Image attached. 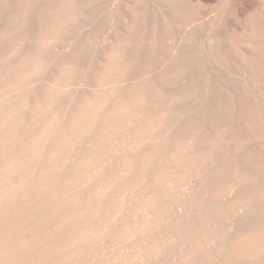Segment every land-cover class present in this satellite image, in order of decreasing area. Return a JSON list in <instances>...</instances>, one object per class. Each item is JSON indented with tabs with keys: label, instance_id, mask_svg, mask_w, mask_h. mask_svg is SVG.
<instances>
[{
	"label": "rangeland",
	"instance_id": "1",
	"mask_svg": "<svg viewBox=\"0 0 264 264\" xmlns=\"http://www.w3.org/2000/svg\"><path fill=\"white\" fill-rule=\"evenodd\" d=\"M140 2L0 0V108L12 105L21 117L16 134L6 140L8 146L5 140L4 144L0 142L1 151L13 141L20 138L24 141L25 126L33 118L32 108L53 84L56 71L65 68L73 74L72 82L62 86L61 94L51 105L55 121L50 132L34 146H38L37 151L34 148L31 151L25 171L29 173L32 169V176L35 175L84 97L96 94L103 98L110 94L111 103L131 97L132 89H138L137 96L142 97L143 105V115L133 117L135 120L113 117L106 132L86 128L84 134L60 148L59 158L48 172L55 178L53 188L40 199L30 196L37 199H30L34 200L33 205L28 200L32 207L29 208L30 203L27 207L34 217L29 220L33 223L25 224L27 221L22 217L27 211L25 205L26 209H21L24 214H18L24 220L23 225L18 219L15 224L19 222L20 226L16 224L15 230L10 226L13 232L17 226L18 230L22 226L25 230L27 225L26 236L22 229L20 235L34 241L15 250L13 257H46V260L52 257L56 264H264V249L253 257L230 254L242 238L254 233L264 235V49L263 53L258 51L260 54L254 50L255 41L247 42L243 32L219 30L222 20L220 25L216 24L219 27L215 25L219 18L206 21L204 30L198 34L185 35L189 39L172 34L169 41L174 38L176 44L173 42L170 48V42L160 38L163 32L157 28L160 21L154 14L155 0ZM137 17L140 25L135 23ZM263 40L264 37L260 41ZM15 43L19 50L13 49ZM164 46L171 50L166 52ZM112 49L118 51V64L124 71L119 79H107L98 86L94 81L106 66ZM29 57L40 60L41 70L21 79L22 84L14 81L20 79L16 77V65L30 60ZM15 82L20 88L12 86ZM108 106H103L102 114ZM148 113L154 115L145 126L155 129L158 124V127L148 139H139L142 130L137 127ZM178 141L184 145L181 156L199 152V157L192 169L167 179L159 208L151 204L153 190L148 179L139 177L138 167L142 165L139 162L144 163V157L152 149L156 151L155 163L167 159ZM16 175V179L11 175L14 177L11 181L17 180L14 183L20 178ZM232 177L235 178L231 180ZM228 183L233 192L226 191ZM234 183L238 185L233 186ZM72 201L76 202L75 210L65 212ZM217 210L226 211L225 216L217 218L213 214ZM9 215L12 219L14 214ZM72 219L78 220L77 225H73ZM18 237L14 239L19 240Z\"/></svg>",
	"mask_w": 264,
	"mask_h": 264
},
{
	"label": "bare ground",
	"instance_id": "2",
	"mask_svg": "<svg viewBox=\"0 0 264 264\" xmlns=\"http://www.w3.org/2000/svg\"><path fill=\"white\" fill-rule=\"evenodd\" d=\"M59 1V0H58ZM69 1V0H68ZM86 1V0H85ZM150 0H148L149 2ZM89 2V0H88ZM143 3H146L147 0H142ZM140 2V3H142ZM154 3V1H152ZM156 2V11H155V16L156 19H158L157 21H160V27L158 26L157 28H160L162 30L163 33H161L160 38L163 39V41H169V38L171 37L172 34H178V35H183V36H187L189 34L192 33H197L199 31L204 30V26L206 23V21L211 22V20H214L215 18H219L218 22L216 21L215 25L218 23V25H220V21L221 24L219 28V30H232L234 31H240L243 32V37L244 38H248L247 42L252 43L253 42V48L254 50L257 49V52L260 50L261 52L264 49V42H261V38L264 37V0H155ZM24 4V3H23ZM155 4V3H154ZM83 5V4H82ZM153 5V4H152ZM151 5V8H154ZM51 6V5H50ZM64 6V5H63ZM43 8V7H42ZM41 8V9H42ZM44 10V9H43ZM154 9H152L153 11ZM151 11V10H150ZM151 11V13H152ZM19 12V11H18ZM149 12V9H148ZM21 13V12H20ZM18 16V15H17ZM140 16V15H139ZM146 16V15H145ZM151 16V15H150ZM148 16V17H150ZM22 17V16H21ZM132 17H136L135 15H133ZM245 17V18H243ZM133 18V19H134ZM142 19V16L140 17ZM145 18V17H144ZM143 18V19H144ZM153 18V17H152ZM139 18L137 17V20L135 19V23H139L140 21L138 20ZM147 19V18H146ZM221 19V20H220ZM65 20V19H64ZM148 20V19H147ZM151 20V17L149 19V21ZM199 20L201 21L199 23ZM148 21V22H149ZM12 22V21H11ZM147 22V21H146ZM155 22V20L153 21ZM134 23V24H135ZM142 23V20H141ZM152 23V21H151ZM59 24V23H58ZM133 24V23H132ZM133 24V26L135 27V25ZM213 24V23H212ZM64 25V24H63ZM62 25V26H63ZM140 25V24H138ZM137 25V26H138ZM148 25V24H147ZM136 26V29H137ZM155 26V25H154ZM217 26V25H216ZM244 27V29H242V27ZM60 27V26H59ZM139 27V26H138ZM146 27V26H145ZM152 27V26H151ZM219 27V26H217ZM116 28V27H115ZM149 28V27H147ZM52 29V28H51ZM57 29V28H56ZM62 29V28H61ZM132 29V26H131ZM9 30V29H8ZM65 30V29H64ZM133 30V29H132ZM131 30V32H132ZM147 30V29H145ZM11 31V30H10ZM58 31V30H57ZM134 31V30H133ZM139 31V30H138ZM148 31V30H147ZM150 31V30H149ZM152 31H154V29H152ZM157 31V30H156ZM210 31V30H209ZM217 31V30H216ZM231 31V32H232ZM136 32V31H135ZM222 32V31H220ZM229 32V31H227ZM134 33V32H133ZM132 33V34H133ZM151 33V32H149ZM154 33V32H153ZM156 32V35L157 36ZM219 33V32H217ZM225 33V32H223ZM136 34V33H135ZM160 34V33H159ZM198 34V33H197ZM222 34V33H219ZM44 35V34H43ZM59 35V34H58ZM127 35V34H125ZM149 35V34H148ZM177 35V36H178ZM218 35V34H217ZM52 36V35H51ZM144 36V34H143ZM146 36V35H145ZM150 36V35H149ZM159 36V35H158ZM185 36L186 39H189ZM192 36V35H191ZM44 37V36H42ZM41 38V36H40ZM48 38V37H47ZM57 38V37H56ZM147 38V36H146ZM153 38V36H152ZM151 38V39H152ZM159 38V39H160ZM180 38V37H178ZM49 39V38H48ZM54 39V38H53ZM138 39V38H137ZM141 39V38H139ZM148 39V38H147ZM150 39V38H149ZM148 39V40H149ZM157 39V38H156ZM176 39V37H175ZM181 40H184V38H180ZM260 39V40H259ZM44 39H41V42ZM59 40V39H57ZM147 40V41H148ZM171 42L170 45L169 43H167L170 48H173V40L174 38H171ZM244 40V39H243ZM256 40H259L258 42ZM136 41V40H135ZM134 41V42H135ZM151 41V40H150ZM153 41V40H152ZM157 41V40H156ZM160 40H158L159 42ZM187 41V40H185ZM213 41V40H212ZM264 41V40H263ZM40 42V41H38ZM45 44V40L43 41ZM139 42V41H138ZM149 42V41H148ZM211 42V41H210ZM165 43V42H164ZM182 44H184L185 42H181ZM209 42H207L206 44H208ZM16 44V43H15ZM39 44V43H38ZM135 44V43H134ZM142 44V41L141 43ZM139 44V45H140ZM145 44H147L145 42ZM144 44V46H145ZM153 44V43H152ZM161 44V43H160ZM174 44H176L174 42ZM180 44V42H179ZM18 44H16V50L18 49ZM37 45V44H36ZM148 45V44H147ZM150 47H151V43H149ZM154 45V44H153ZM158 45V44H157ZM250 45V44H249ZM20 46V44H19ZM38 46V45H37ZM41 46V45H40ZM44 46V45H43ZM209 46V45H207ZM119 47V46H118ZM142 47V46H141ZM146 47V46H145ZM159 47V46H158ZM251 49V45L248 46ZM38 48V47H37ZM36 48V49H37ZM43 48V47H42ZM117 48V47H116ZM165 49L163 50H169L166 49V46H164ZM211 48V47H210ZM12 49V52L15 51ZM35 49V48H34ZM118 51L120 49L117 48ZM137 49V48H136ZM145 49V48H142ZM147 49V48H146ZM149 49V47H148ZM153 48H151L150 50H152ZM41 50V47H40ZM113 51L110 53V55H108L107 57V64L106 66L103 68L102 72L99 74L98 78L95 79L96 81H94V83L96 82V85H101L102 83H104V80L107 79H119V77L121 76V73L124 71L121 67L119 66L118 62V51L112 49ZM133 50H135L133 48ZM138 50V49H137ZM171 50V49H170ZM42 51V50H41ZM40 51V52H41ZM141 51V50H140ZM143 51V50H142ZM155 51V50H153ZM152 51V52H153ZM17 52V51H16ZM34 52H37L38 56L41 57L39 54L38 50H35ZM33 52V53H34ZM167 52V51H166ZM165 52V53H166ZM147 53V50L146 52ZM155 53V52H154ZM171 53V51H169V54ZM253 53H255V51H253ZM259 53V52H258ZM263 53V52H262ZM35 54V53H34ZM33 54V56H35ZM148 54V53H147ZM150 54V52H149ZM152 54V53H151ZM260 54V53H259ZM258 54V55H259ZM30 56V55H29ZM37 56V57H38ZM161 56V55H160ZM163 56V53H162ZM165 56V54H164ZM168 56V55H167ZM165 56V57H167ZM188 56V55H187ZM186 56V58H187ZM31 57V56H30ZM29 57V58H30ZM36 57V56H35ZM30 58V60H26V61H20L21 63L16 65V72L19 74V76H17L18 74H16V77L20 78L19 80H14L17 82H20L21 79L27 77L30 74H32L31 76H34L33 74L38 73L40 69L39 66V61L37 60L38 58ZM189 57V56H188ZM230 57V56H229ZM28 58V57H27ZM164 58V57H163ZM162 58V59H163ZM239 58V57H238ZM235 59V58H234ZM237 59V58H236ZM24 60V59H23ZM237 61V60H236ZM246 61V60H245ZM18 62V61H17ZM175 62V61H174ZM29 63H33V64H29ZM27 64H29V67L27 68ZM171 64V63H170ZM174 64V63H173ZM172 64V65H173ZM176 64V63H175ZM174 64V65H175ZM178 64V63H177ZM236 64V63H235ZM239 64V63H238ZM259 64V63H258ZM27 65V66H26ZM32 65V66H30ZM171 65V66H172ZM182 66V65H180ZM243 66V65H242ZM26 68V70L24 71V69ZM145 68V67H144ZM9 70V69H8ZM145 69H142V71ZM139 71V70H138ZM56 76L54 78V81L52 82L53 84H50L49 89H46L45 91V95L43 97L42 100H40V102H37L33 108H32V113L31 111H29L33 116V118L31 119V121L29 122V124L25 126V130L23 132V137H24V141L20 138L19 140H17L15 143L14 141L11 143V146L9 145V147L6 149L4 145L5 150L1 151L0 150V264H56L55 262L52 261V257L48 258L46 260V257H40L39 259H32V257H13V254L15 253V250H18L21 246L23 247V245L25 244H29L30 242L34 241L30 240V242L27 240L28 237H25L26 235L24 234L25 231H27L28 227V223H33L32 221L34 220L33 216H31V208L33 205V201L37 200L35 199V197L37 198H41L43 193H45L48 190H51L53 188V182L55 181L54 177L53 179L50 177L49 175V168L55 164L56 159L59 158V150L60 148L66 146L73 138H76V136L82 135L84 134V132L86 131V128H88V130H93V129H97L99 131H103L106 132L107 126L109 125V122L111 121V119L113 117H134L137 118L138 114H140L141 112H143L142 106L140 103H142L141 98L137 95L140 94V91L138 89H132L131 97H128L127 99H119L117 101H113L110 103V97L112 95H108L106 97H99L96 94H90L89 96H86L83 98V100L81 101V103L79 104L78 108L76 109L75 114L71 117V119L69 120L68 124L65 125L66 127L63 129L62 132H60L57 137H56V144L54 145L53 150L46 155V157L44 158L43 164L42 166H40V168L35 171V175L32 176L34 174V172L32 173V169L29 170V173L27 171L24 170L25 168V164H27L29 162L30 157V153L32 150L36 149L37 151V147L34 148V146L38 143V141L41 140V138L46 135V133H48V130L50 129L51 123L54 120L55 121V113H51L50 112V108L52 107L51 105L53 104V102L55 100H57L56 98L61 94V88L62 86H68L72 80H73V74L69 71H67L65 68H61L58 69L56 71ZM263 73V72H262ZM142 74V73H141ZM179 74V73H178ZM14 75V74H13ZM98 75V74H97ZM139 76V73H138ZM160 78V77H159ZM30 79V78H29ZM158 79V78H157ZM161 79V78H160ZM162 80V79H161ZM160 80V81H161ZM13 81V82H14ZM140 81V80H139ZM15 82V84H13L12 86L14 87L15 85L19 87V83ZM24 82V81H23ZM2 84V83H1ZM22 84V81H21ZM20 84V85H21ZM52 85V86H51ZM155 85V84H154ZM158 85V84H157ZM11 86V87H12ZM15 86V87H16ZM136 87V86H135ZM139 87V86H138ZM17 88V87H16ZM133 88V87H132ZM143 88V86H142ZM3 89H6L5 87ZM15 89V88H12ZM141 89V88H139ZM143 90V89H142ZM156 90V89H155ZM5 91V90H2ZM7 91V90H6ZM16 91V90H15ZM139 91V93H138ZM151 91V90H150ZM149 91V92H150ZM153 91V90H152ZM159 91V90H158ZM156 91V92H158ZM156 92H154L156 94ZM112 93V92H111ZM153 93V94H154ZM159 93V92H158ZM157 93V94H158ZM154 94V95H155ZM156 94V95H157ZM159 95V94H158ZM128 96V95H126ZM139 97V98H138ZM153 97V96H152ZM159 97V96H158ZM157 98V96H156ZM258 98V97H257ZM26 99V98H25ZM117 99V98H116ZM153 99V98H151ZM150 99V100H151ZM148 100V101H150ZM158 100V99H157ZM12 101V100H11ZM140 101V102H138ZM153 101V100H152ZM155 101V100H154ZM18 102V101H17ZM20 102V101H19ZM15 103V102H14ZM13 103V104H14ZM148 103V102H146ZM151 103V102H150ZM152 104V103H151ZM19 105V104H16ZM104 105H109L108 109L105 110V112H103V106ZM155 105V104H154ZM152 105V106H154ZM15 106V104H14ZM21 106V105H20ZM31 106V105H30ZM12 105L10 107H6V108H0V142L3 143V140H7L8 138L12 139V135L16 134V125L20 122L21 117L19 116V113H15L14 109ZM19 107V106H18ZM156 107V106H155ZM16 108V106H15ZM150 109V108H149ZM16 110V109H15ZM31 110V108H30ZM150 111V110H149ZM155 111V110H154ZM154 111L152 113H154ZM131 113V114H130ZM127 114V115H126ZM130 114V115H129ZM142 114V113H141ZM140 114V116H141ZM143 115V114H142ZM152 115V114H151ZM154 115V114H153ZM152 115V116H153ZM139 116V117H140ZM152 116L148 114H146V116L144 117L143 120V124L140 125L139 127H137V129L141 131L140 133V138L139 139H143V138H149L150 137V132L152 130L157 129V126L155 127V129H150V127L145 126L149 123V121L151 120ZM133 118V119H134ZM133 119L131 121H133ZM135 120V119H134ZM7 121H9V124H5ZM29 121V120H28ZM22 122V121H21ZM20 125V124H19ZM18 125V126H19ZM190 125V124H189ZM6 126L7 128L4 129L3 127ZM99 126V127H98ZM143 129H141L142 127H144ZM188 126V125H187ZM195 127V126H194ZM183 129V128H182ZM181 129V130H182ZM194 129V128H193ZM23 131V130H22ZM138 131V132H140ZM183 131V130H182ZM50 132V130H49ZM52 132V131H51ZM102 132V133H103ZM187 132V131H186ZM20 133V132H19ZM100 133V132H99ZM181 133V132H180ZM183 133V132H182ZM188 133V132H187ZM21 134V133H20ZM177 134V133H176ZM50 135V134H49ZM181 135H184L181 134ZM178 135V136H181ZM17 136V135H16ZM170 136V135H169ZM168 136V137H169ZM218 136V135H217ZM17 138V137H16ZM15 139V138H14ZM13 139V140H14ZM169 139V138H167ZM171 139V138H170ZM175 139V138H173ZM172 139V140H173ZM180 139V138H178ZM183 139V138H181ZM16 140V139H15ZM166 141V140H165ZM10 142V141H9ZM167 142V141H166ZM174 142V141H173ZM185 142V141H184ZM205 142V141H204ZM218 142V141H217ZM7 143V141H6ZM44 143V142H43ZM178 144H175L174 146H172V150L169 154V157L164 160H160L159 158V163L157 160V163H155L156 161H154V158L156 157V151L155 149L152 151H150V153H146L144 155H146L143 159V161H145L144 163L139 162L141 164H139L137 161L136 163H138L139 166L138 168V172L140 174V178L141 180H145L148 179V182L152 188V192H151V204L154 206L159 207L162 200V187L165 185V182L167 181V179L170 176L173 175H180L182 173L187 172L188 170L192 169L194 166V162L195 160L199 157V152L198 155H196L194 152L193 153H189L188 151V155H182L180 154V152L182 151V148H184L182 145L183 143L181 142H177ZM206 143V142H205ZM4 144V143H3ZM9 143H7L8 146ZM2 145V144H0ZM41 145V144H40ZM189 145V144H188ZM205 145V144H204ZM208 145V144H207ZM232 145V144H231ZM234 145V144H233ZM47 146V145H46ZM34 148V149H33ZM203 148V147H202ZM207 148V147H206ZM226 149V148H225ZM46 150V149H45ZM49 152V151H48ZM196 152V151H195ZM209 152V151H208ZM41 153V152H40ZM207 153V152H206ZM212 153V151H211ZM36 154L38 155V153L36 152ZM210 154V153H209ZM213 154V153H212ZM35 155V154H34ZM33 155V156H34ZM252 155V154H251ZM255 155V154H254ZM204 155L202 154V157ZM209 156V155H208ZM211 156V155H210ZM228 156V155H227ZM249 156V155H248ZM44 157V156H43ZM142 157V156H141ZM159 157V156H158ZM207 157V156H206ZM35 159V158H34ZM33 159V160H34ZM142 159L139 158V160L141 161ZM204 160V157L202 158ZM42 160V158H41ZM138 160V159H137ZM253 160V159H252ZM62 161V160H61ZM230 161V160H228ZM41 162V161H40ZM39 162V163H40ZM253 163V162H252ZM230 164V163H229ZM24 165V166H23ZM23 166V167H22ZM57 166V165H56ZM137 166V164H136ZM258 166V165H257ZM55 167V166H54ZM28 169V168H27ZM56 169V168H55ZM257 169V168H256ZM260 169V168H259ZM23 170V171H22ZM33 170V171H34ZM39 170V171H38ZM23 172V173H20ZM38 172V173H37ZM229 172V171H228ZM22 174L21 176L19 175ZM30 173H32L30 175ZM53 173V172H52ZM86 173V172H85ZM88 173V172H87ZM227 173V172H225ZM253 173V172H252ZM18 174L20 176L18 182L14 183L17 180H12L11 181V175H14V179L17 178ZM58 175V174H57ZM87 175V174H86ZM233 175V174H232ZM260 175V174H259ZM264 175V174H263ZM249 176V175H248ZM261 176V175H260ZM235 177L238 178V176L236 175ZM234 177V178H235ZM241 177V176H240ZM224 178V177H223ZM232 177L231 180L234 179ZM235 179V181H238V179ZM252 178V177H251ZM257 178V176H256ZM255 178V179H256ZM57 179V178H56ZM217 179V178H216ZM229 179V180H230ZM230 180L231 184L233 183ZM14 181V182H13ZM217 181V180H216ZM215 181V182H216ZM234 181V182H235ZM213 182V181H212ZM219 182V181H218ZM240 182V181H239ZM237 182V183H239ZM246 183V182H245ZM243 182V184H245ZM248 183V182H247ZM226 184V181H225ZM237 186L238 184H233V186ZM213 186V185H212ZM221 186H223L221 184ZM226 186V185H225ZM229 190H226L227 192H233L230 188V183H228V187H226ZM237 188V187H236ZM223 189V188H222ZM213 191V190H212ZM225 191V192H226ZM235 192V191H234ZM175 193V192H174ZM222 193V192H221ZM264 194V193H263ZM262 194V195H263ZM34 195V198H30V196ZM226 195V193H225ZM261 195V194H260ZM261 195V196H262ZM180 196V195H179ZM227 196V195H226ZM33 197V196H32ZM228 197V196H227ZM184 198V197H183ZM260 198V197H259ZM30 199H34L32 202ZM235 199V198H234ZM244 199V197H243ZM242 199V200H243ZM263 199V198H262ZM32 203L29 202V201ZM164 200V199H163ZM178 200V199H177ZM231 200V199H229ZM247 200V198H246ZM245 200V201H246ZM259 200V199H258ZM28 201V202H27ZM181 201V200H180ZM240 201V200H239ZM27 202V203H26ZM165 202V201H164ZM232 202V201H231ZM235 202V201H234ZM247 202H249L247 200ZM26 203V204H24ZM29 204V208L27 207V205ZM238 203V202H237ZM240 203V202H239ZM21 204L23 206H21ZM230 204V203H229ZM236 204V203H235ZM234 204V205H235ZM241 204V203H240ZM239 204V205H240ZM244 204V203H243ZM246 204V203H245ZM26 205V206H25ZM76 205L75 201H72L71 204H68V206H66V211H73L72 209L75 210L74 207ZM27 207V209L25 207ZM23 207V208H22ZM241 207V205H240ZM243 207V206H242ZM13 208V209H12ZM160 208V207H159ZM236 208V207H235ZM17 209V210H16ZM26 209L28 211H25V214H30V215H25L22 210ZM232 209V208H231ZM245 209V208H243ZM10 210V211H9ZM14 211L13 213L11 212ZM18 211L19 213L15 212ZM233 210V209H232ZM183 210L179 209V212H181ZM218 211V210H217ZM234 211V210H233ZM10 212V213H9ZM22 212V213H21ZM216 211L213 212V214H216V217L221 218L222 216H225L226 211H221L219 210L218 213H215ZM7 213V214H6ZM15 213L17 215H15ZM24 214L26 217H24V215L22 216L23 219L25 221H27L25 224L27 229H23L22 226V231L25 236L20 235L22 232L21 229H19V222L16 224H18L19 226H17L16 231L19 232V234H17L16 231H13L16 237H21V238H17L19 240H15V236H13L14 234H12V230L15 228V221H21L20 219H22L21 216H19L18 214ZM229 213V212H228ZM13 215V218L11 216L12 219H10V215ZM212 214V215H213ZM9 215V216H7ZM177 215V214H176ZM180 215V214H179ZM235 215V214H234ZM6 216V217H5ZM18 217V218H14V217ZM181 216V215H180ZM210 216V215H209ZM214 216V215H213ZM227 216V215H226ZM232 216V215H231ZM237 216V215H236ZM9 217V218H8ZM33 217V218H32ZM26 218L29 219H33L32 221L26 220ZM24 220L21 221V224L23 225ZM73 221V219L71 220ZM23 222V223H22ZM35 222V221H34ZM73 225H77L78 220L76 221V219L73 221ZM37 224V223H36ZM10 226L12 227L10 229ZM31 226V225H29ZM233 226V225H232ZM231 226V227H232ZM38 227V225H37ZM36 227V228H37ZM34 228V227H33ZM229 229H231L229 227ZM15 230V229H14ZM10 235H8V232ZM12 232V233H11ZM37 232V231H36ZM45 232V231H44ZM35 233V232H34ZM43 233V232H42ZM38 234V233H37ZM44 234V233H43ZM246 234V233H245ZM18 235V236H17ZM30 235V233H29ZM27 235V236H29ZM33 235V234H32ZM263 234H256L254 233L251 236H246L244 238H242L239 242H237L233 249L230 250V254L232 255V257H253L256 256L259 253L263 252L264 249V235L261 236ZM13 237L12 240L11 237ZM243 236V235H242ZM25 237V238H24ZM39 237V236H38ZM44 237V236H43ZM10 238V239H9ZM15 238V239H14ZM36 238V237H34ZM42 238V237H41ZM238 238V237H237ZM31 239V238H28ZM236 239V238H235ZM37 243V242H36ZM35 243V244H36ZM32 245V244H31ZM209 245V244H208ZM36 246V245H35ZM11 247L12 250H7L6 248ZM25 247V246H24ZM34 247V246H33ZM209 247V246H208ZM207 247V248H208ZM230 248V247H229ZM209 249V248H208ZM22 250V249H20ZM49 250V249H48ZM24 251V250H23ZM48 252V251H47ZM219 252V251H218ZM34 254V253H33ZM49 254V252H48ZM264 255V253H262ZM44 255V254H43ZM45 256V255H44ZM228 256V255H227ZM229 257V256H228ZM259 257V256H258ZM37 258V257H36ZM226 259V258H225ZM263 260V259H262ZM228 261V260H227ZM252 261V260H251ZM221 262V261H220ZM263 263V262H262ZM58 264V263H57Z\"/></svg>",
	"mask_w": 264,
	"mask_h": 264
}]
</instances>
